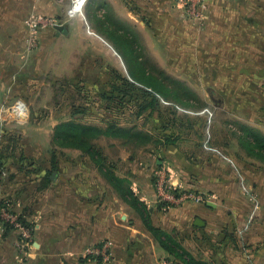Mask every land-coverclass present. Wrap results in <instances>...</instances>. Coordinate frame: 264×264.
I'll return each mask as SVG.
<instances>
[{"label":"crops","instance_id":"0c3cea01","mask_svg":"<svg viewBox=\"0 0 264 264\" xmlns=\"http://www.w3.org/2000/svg\"><path fill=\"white\" fill-rule=\"evenodd\" d=\"M48 1L55 8L54 0H0V24L7 34L0 38V49L1 41L12 47L22 42L23 20L33 4L45 15L41 7ZM262 3L209 0L207 17L193 23L186 21L190 19L183 0H104V16L109 12L114 18L117 10L121 17L140 20L158 40L162 33L182 28L183 72L197 82L193 87L232 89L225 109L234 118L219 123L227 130L206 131L197 149L182 151L171 145L143 150L142 156L130 152L129 162L123 160V177L149 207L153 226L206 264H264V161L249 156L239 140L246 135L244 127L264 135V20H253L249 14ZM75 13L70 15H80ZM86 20L90 26L95 17ZM57 33L66 34V29ZM19 74L11 72L14 85ZM16 108L21 109L19 104ZM205 117L211 121L213 116ZM158 169L181 190L198 192L204 202L163 205L155 184ZM60 186L56 188L60 201L44 215L54 219L53 225L39 228V246L45 242L41 263L183 264L161 246L141 216L111 186L100 198ZM103 241L112 242L108 261L86 254Z\"/></svg>","mask_w":264,"mask_h":264},{"label":"rangeland","instance_id":"374dc122","mask_svg":"<svg viewBox=\"0 0 264 264\" xmlns=\"http://www.w3.org/2000/svg\"><path fill=\"white\" fill-rule=\"evenodd\" d=\"M47 3L41 7L45 15L33 4L28 16L53 20L64 26L66 34L57 33L55 26L39 25L36 46L28 51L23 20V39L14 45L15 50L1 41L0 80L5 85L0 81V155L5 165L0 169V264H44L40 255L45 242L39 246V228L53 225L54 219L44 215L60 201L57 186L96 198L109 193L110 185L92 157L55 139L59 124L76 121L106 128L114 123L151 134L150 142L138 146L109 137L94 142L105 163L123 177V160L129 162L130 152L142 156L143 150L171 145L182 151L197 149L206 131L221 133L227 129L219 123L234 118L225 109L231 88L193 87L197 82L185 76L182 28L162 33L158 40L140 20L121 17L117 10L114 18L109 12L104 16V0H86L75 13L83 16L70 15L76 4L73 0H54L55 8ZM256 6L249 12L251 18L264 20V3ZM89 16L95 17L90 26ZM104 17L128 33L127 42L142 56L150 76L169 89L168 101L156 95L158 109L152 102L154 96L145 94L150 88L132 79L139 74L118 35L116 40L110 30L95 25ZM6 35L0 24V38ZM16 70L19 82L14 85L11 72ZM176 97L190 106L178 104ZM18 102L25 105V111L16 108ZM210 115L211 121L203 119Z\"/></svg>","mask_w":264,"mask_h":264},{"label":"trees","instance_id":"16d2710c","mask_svg":"<svg viewBox=\"0 0 264 264\" xmlns=\"http://www.w3.org/2000/svg\"><path fill=\"white\" fill-rule=\"evenodd\" d=\"M91 21L93 22V20ZM95 25L105 31L110 30L111 34H115L116 40L118 35V41L125 45L128 54L134 62L133 70L136 72V74H139L137 79L133 77L132 79L146 86L147 88H150L148 89L149 93L145 94L148 96L151 94L152 97L154 96L152 102L155 104L156 109L159 108L157 106L158 101L156 95H160L163 97V99L168 101L171 97L168 92L169 89L166 86L161 85L158 81H156V79L150 76L151 74L148 70V65L143 60L142 56L139 53H136V50L133 51L132 44L127 42L129 41L128 33H125V31H122V29L117 28V26H115L114 23H112L106 17H104L102 21L96 23ZM127 68L129 70L128 66ZM176 93H178V91ZM174 95L176 94L174 93ZM179 99L181 98L176 97L174 100L178 104L190 106V104L181 102ZM141 109L143 110L144 107L142 106ZM243 129L246 135L239 138L241 145L247 150L249 156L264 161V135L258 131H253L245 127ZM54 137L58 142L61 143L62 146H72L81 149L83 152H86L92 157L93 161L98 165L99 172L106 179L107 183L113 188L119 198H121L141 216L144 224L157 238L161 246L173 257L179 259L183 264H206L196 260L171 235L153 226L151 221V211L147 204L141 201L134 193L127 178L118 176L114 171V167L105 163L100 149L94 144L95 141L101 139L102 137H109L123 140L124 144L138 146L140 144L150 142L152 139L151 134L141 132L135 127H122L114 123H111L106 128H104L78 123L76 121H69L61 123L56 127ZM4 165V157L3 155H0V169L3 168ZM163 205L168 204L164 203Z\"/></svg>","mask_w":264,"mask_h":264},{"label":"built area","instance_id":"2783aa9c","mask_svg":"<svg viewBox=\"0 0 264 264\" xmlns=\"http://www.w3.org/2000/svg\"><path fill=\"white\" fill-rule=\"evenodd\" d=\"M76 0H73V3ZM185 4V12L188 19L200 22L207 17V10L209 0H183ZM39 25L55 26L53 20H46L43 17L36 15H30L25 20V26L27 27V37H26V47L28 51H31L37 43L38 40V27ZM22 110L25 111L26 107L21 102ZM156 179V189L158 193V198L162 203H167L169 205H182L189 201H194L197 203L204 202V197L197 194L195 191L191 190H181L179 187L174 185L168 175L163 170L155 171ZM112 247L111 241H105L100 247H91L86 250L88 256L101 257L104 261H108L110 256V250Z\"/></svg>","mask_w":264,"mask_h":264},{"label":"bare ground","instance_id":"6f19581e","mask_svg":"<svg viewBox=\"0 0 264 264\" xmlns=\"http://www.w3.org/2000/svg\"><path fill=\"white\" fill-rule=\"evenodd\" d=\"M86 0H77L75 7H74V12H79L82 10ZM20 108L22 109V106L20 105Z\"/></svg>","mask_w":264,"mask_h":264},{"label":"water","instance_id":"95a60500","mask_svg":"<svg viewBox=\"0 0 264 264\" xmlns=\"http://www.w3.org/2000/svg\"><path fill=\"white\" fill-rule=\"evenodd\" d=\"M55 28L57 29V30H59V31H64V27L62 26V25H55ZM196 224H200V222H199V220L197 221V223Z\"/></svg>","mask_w":264,"mask_h":264}]
</instances>
